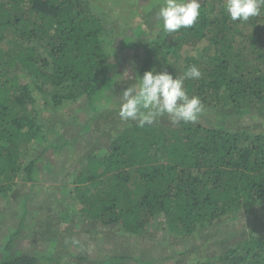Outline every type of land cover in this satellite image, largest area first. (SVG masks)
Segmentation results:
<instances>
[{"label": "trees", "instance_id": "obj_1", "mask_svg": "<svg viewBox=\"0 0 264 264\" xmlns=\"http://www.w3.org/2000/svg\"><path fill=\"white\" fill-rule=\"evenodd\" d=\"M103 1L0 0V197L6 200L17 185L34 184L49 154L76 157L84 148L87 156L70 181L78 205L74 214H60L134 239L159 232L172 240L208 241L211 231L218 238L214 253L195 263H175L173 256L161 259L164 263L264 264V228L242 224L248 227L243 235L227 227L242 214L260 210L264 216V121L241 123L244 117H264V29L257 32L264 8L241 23L229 19L224 0H200L193 27L166 33L158 21L154 37L141 38L133 74L142 77L155 68L179 77L195 65L201 78L185 80L184 86L205 110L196 123L156 121L137 127L125 122L97 157L86 147L85 126L69 137L55 127L65 108L74 106L77 113L85 108L93 116L106 108L120 55L140 40L133 38L127 47L132 33L106 29L118 12L107 10ZM136 25L140 30L142 24ZM203 40L212 53L181 58L180 49ZM20 230L19 224L9 231L0 228V264L154 261L122 254L64 256L55 252L58 239L50 235L48 251L32 254L19 244Z\"/></svg>", "mask_w": 264, "mask_h": 264}, {"label": "rangeland", "instance_id": "obj_2", "mask_svg": "<svg viewBox=\"0 0 264 264\" xmlns=\"http://www.w3.org/2000/svg\"><path fill=\"white\" fill-rule=\"evenodd\" d=\"M161 3L162 0H119L116 6L110 3V0H104L101 4L107 10L116 8L118 12V15H112L111 19H108L109 24L106 29L108 26H112L113 31L117 33L124 35L132 33L134 37H131L127 47L133 40L139 38L140 40H138L139 44L136 42V45L126 49L120 55L121 66L114 73L112 72L115 82L112 91L109 93L110 102L101 113L93 116L85 108L77 113L72 110L74 106L65 108V113H58L62 123L55 128L58 129L59 133L67 132L69 137L71 133H77L80 128L85 126L87 131L84 132V135L88 142L86 147L93 151L94 156L102 157L107 151L105 147H108L110 135L115 131L118 133L124 127L125 121H122L118 115L121 104L119 95L128 86L135 83L131 66L139 59L141 38L145 41L154 37L158 25L157 13ZM137 23L142 24L140 30L136 25ZM258 23L257 32L264 29V22ZM237 26L240 28L242 25ZM250 31L251 27L245 29L246 33ZM141 33L142 36H140ZM236 37H238L236 38L237 41H240L239 38L241 37ZM245 44L247 46L246 40ZM207 46L205 40L191 47L184 46L180 49L181 58L184 56L200 58L207 50ZM212 50H207L205 53L210 54ZM178 59L181 62L180 58ZM205 119L213 120L211 117ZM157 121L171 122V117L165 115ZM263 121V116L255 119L244 117L241 123L245 126H251L262 125ZM261 129L264 131V125ZM83 146L84 142L81 143V147ZM85 156L87 155L84 148L82 154L80 152L76 157L71 155L66 157L64 152H58L55 155L49 154L43 159L42 164L44 166L41 167L38 179L35 180L34 184L17 185L13 192L7 194L6 200L0 197V228H6L9 231L19 224L21 228L18 237L19 244L26 251L32 254L46 253L49 245L46 236L49 235L58 239L55 252L57 251L64 256L69 253H82L93 258H105L112 254H122L124 256H140L149 260L154 258L153 264H171L172 262L166 261L167 263H164L161 261V259L170 256H173L175 263L181 261L195 263L201 255L214 253L218 248V238L212 237V231L208 235L210 237L208 241L204 238L172 240L169 236L162 237L159 232H148L149 234H145L144 237L134 239L116 235L108 228L92 225L79 219V217L69 218L66 214H60L62 212L74 214L75 212L74 209L78 204L70 195V181L74 177L71 173L80 166ZM26 196L27 202L24 203ZM242 224L248 227L255 224L257 229L264 228V216L260 210L248 215L242 214L239 219L230 222L227 227L231 231L239 228L240 233L244 235L248 231V227L246 229ZM241 236L235 237L231 242L241 238ZM175 243L182 246L178 247ZM202 244L204 245L202 246ZM184 252L186 253L183 254Z\"/></svg>", "mask_w": 264, "mask_h": 264}, {"label": "clouds", "instance_id": "obj_3", "mask_svg": "<svg viewBox=\"0 0 264 264\" xmlns=\"http://www.w3.org/2000/svg\"><path fill=\"white\" fill-rule=\"evenodd\" d=\"M200 8V0H162L157 19L164 32H177L196 24ZM224 8L231 21L244 23L261 14L264 0H224ZM201 76L195 65L188 66L179 77L167 71L157 72L155 68L145 71L142 77L134 75L135 83L119 95V118L137 127L152 125L165 115L171 117L173 124L196 123L205 106L198 96L188 95L184 82Z\"/></svg>", "mask_w": 264, "mask_h": 264}]
</instances>
